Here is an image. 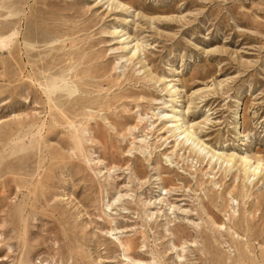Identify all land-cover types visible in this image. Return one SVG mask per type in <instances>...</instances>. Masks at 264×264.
I'll return each instance as SVG.
<instances>
[{
    "label": "rangeland",
    "instance_id": "1",
    "mask_svg": "<svg viewBox=\"0 0 264 264\" xmlns=\"http://www.w3.org/2000/svg\"><path fill=\"white\" fill-rule=\"evenodd\" d=\"M259 159L264 0H0V264H264Z\"/></svg>",
    "mask_w": 264,
    "mask_h": 264
},
{
    "label": "bare ground",
    "instance_id": "2",
    "mask_svg": "<svg viewBox=\"0 0 264 264\" xmlns=\"http://www.w3.org/2000/svg\"><path fill=\"white\" fill-rule=\"evenodd\" d=\"M175 119V121H180L181 122V132L180 134H178L177 136L179 138H183L185 142L191 141L192 143H195L197 145H200V147H202L203 149H207V147L201 142L199 141L195 135L194 132L192 130L191 126H188L187 124L183 123L181 121V119L177 116L173 117ZM213 157H216L217 159H221L226 163H231L232 162V157H224L222 158V155L219 153H213L212 154ZM244 174L246 173H250L251 177H255V176H260L262 169H264V160L263 159H259L257 165L253 166V165H249L250 161L249 160H244Z\"/></svg>",
    "mask_w": 264,
    "mask_h": 264
}]
</instances>
